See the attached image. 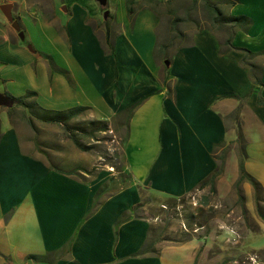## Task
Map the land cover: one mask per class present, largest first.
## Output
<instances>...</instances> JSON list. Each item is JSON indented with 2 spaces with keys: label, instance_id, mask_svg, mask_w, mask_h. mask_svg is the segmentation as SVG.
I'll list each match as a JSON object with an SVG mask.
<instances>
[{
  "label": "crops",
  "instance_id": "1",
  "mask_svg": "<svg viewBox=\"0 0 264 264\" xmlns=\"http://www.w3.org/2000/svg\"><path fill=\"white\" fill-rule=\"evenodd\" d=\"M50 1L53 15L46 19L42 0H0L17 5L12 13L25 34L29 23L44 34L60 33L66 43L64 62L58 63L29 48L0 9V92L47 109L85 106L88 115L109 122L148 97L133 112L123 144L128 183L103 190L104 179L83 181L28 153L8 112L0 111V264H200L205 239L150 245V220L131 208L143 201L142 191L180 197L214 170L213 145L235 133L225 118L239 104L226 97L231 94L249 92L238 113L244 166L264 187V104L258 103L264 85H252L244 52L222 53L220 36L209 29L195 32L168 65L155 57L160 18L153 3L169 0H107L111 22L101 29L92 24L103 14L97 0L72 1L59 17L60 0ZM221 9L252 19L247 31L234 33L232 44L255 52L252 61L261 67L264 84V0H237ZM237 175L235 169L231 183ZM242 188L253 213L252 187L243 182Z\"/></svg>",
  "mask_w": 264,
  "mask_h": 264
},
{
  "label": "rangeland",
  "instance_id": "2",
  "mask_svg": "<svg viewBox=\"0 0 264 264\" xmlns=\"http://www.w3.org/2000/svg\"><path fill=\"white\" fill-rule=\"evenodd\" d=\"M87 1L90 4L98 3L96 0ZM110 2L109 0L108 3ZM52 5L50 0L41 2L46 19L53 15ZM68 5L69 0H60L57 7L58 17L59 14L67 11ZM153 6L161 16L158 30L160 43L166 42V38H171L170 42L174 45L186 44L193 38V34L206 24V14L201 2L193 5L191 0H169L153 3ZM174 18H179L180 21L174 24ZM110 22L109 17L103 19L101 13L97 20H92V24L99 26L100 29L108 27ZM27 26L29 33H24L22 41L24 43L29 41L31 48L36 47L40 51L49 53L52 60L63 63L66 43L61 40V34L58 32V35L51 36L44 34L37 26L29 23ZM60 29L61 33H65L64 28ZM178 33H182L183 37H178L176 35ZM219 33L224 35V31ZM53 39H57L56 44ZM0 111L8 112L10 124L18 132L25 150L40 156L51 167L67 170L83 181L104 179L105 182L99 190L128 183V175L123 171L122 141L125 128L116 126L114 121L109 130L87 134L75 129L68 131L63 125L45 123L36 118H32L30 124L29 112L22 105L0 106ZM230 113L225 118L229 120V126H234L236 129ZM92 119L95 118L84 111L71 119L68 124L89 128L87 122ZM3 126L4 124L2 128ZM73 131L76 132L84 149L79 148L69 138V132L73 133ZM238 146L235 133H232L214 153L220 167L222 165V172L215 183L216 193L210 192V186L197 187L173 200L142 191L144 198L136 207L135 215L150 220L149 243L154 240L183 242L193 236L202 237L206 240L207 249L201 252L200 264H264V228L260 229L261 220L256 207L254 205L253 213L247 209V214H244L234 188L237 178L231 183L234 170L236 169L238 173L240 157ZM220 178L223 181L218 187ZM205 196H208V204L203 207L205 211L201 215L196 207ZM201 223L204 225L199 226Z\"/></svg>",
  "mask_w": 264,
  "mask_h": 264
},
{
  "label": "trees",
  "instance_id": "3",
  "mask_svg": "<svg viewBox=\"0 0 264 264\" xmlns=\"http://www.w3.org/2000/svg\"><path fill=\"white\" fill-rule=\"evenodd\" d=\"M72 1H79L81 3L87 4V0H69V4ZM237 0H191L193 5H196L201 2L202 8L205 12V19L206 24L204 26H201L197 31H200L202 29H209L213 32L217 33L220 36V46H221V52L225 53L231 49H239L244 52V56L242 58V64L247 66L249 69V75L252 80V85H261L263 86V82L260 77L261 73V67L254 63L252 61V58L255 54V52H252L246 48L242 47H235L232 44V37L234 33L237 30H243L247 31L252 24V19L246 15H228L223 12L221 9V6L225 5L227 7L232 6L236 3ZM129 4V1H128ZM131 11V9H130ZM159 16V15H158ZM161 18V16H159ZM133 16L130 14V20L132 21ZM180 21L179 18H174L173 23L177 24ZM159 30V28H158ZM196 31V32H197ZM224 31V35H220L219 32ZM178 37H183L182 33L176 34ZM106 37H107V44L111 47V42L109 38L108 30H106ZM193 37V36H192ZM171 38H166V42L160 43L159 41V31L157 33V42L155 47V57H159L162 59V61L167 60L170 62L171 56L179 49L187 46L188 44L192 43V38L190 42L186 44H179L174 45L172 42H170ZM112 54H114V50H110ZM260 53L264 54V50H262ZM165 66V64H164ZM166 73L168 75V71L166 69ZM164 85H167L166 79H164ZM168 94H171L170 89H168ZM30 96H33L34 94H29ZM13 101V105L18 104L22 105L27 111L29 112V123L32 124V118H36L42 122L45 123H55L59 125H63V127L68 129H75L77 131H83L84 133L92 134L95 131H106L109 130L112 126V122L114 121L116 126L124 127L125 128V135L122 141V145L127 140L128 134H129V121L132 117L133 112L135 109L148 97V95L142 96L139 99L135 100L125 108L121 109L119 112H117L112 118L111 121L106 120H99V119H92L89 120L87 123L89 125V128H85L79 125L76 126H70L68 123L71 119L76 117L79 113L86 111L85 106H75L68 109L63 110H56V109H47L42 107L36 100H30L27 101L23 97H13L9 96ZM225 97V96H223ZM226 97H233L239 101L238 106L230 113V116L233 118L234 124L236 126L235 129V140L239 143V159H238V177L234 183V188H236V192L238 195V203L241 205V209L244 212V214H247V208L245 206V197L243 193L242 183L248 182L253 190V200L254 205L256 207L259 219L261 222L264 223V187L260 183V181L252 175L250 172H248L244 166V160L247 157V152L245 149V137L244 133L242 131V128L240 126L239 122V109L241 107V104L246 101V99L249 97V92L243 95L238 94H231L226 95ZM258 103L264 104V97L259 96L258 97ZM12 105V106H13ZM69 131V130H68ZM76 132L73 131L69 132V138L72 139V141L79 147L84 149L82 142L79 141L78 136L75 134ZM225 141H221L218 143H215L213 145V157L216 160V167L212 172H210L203 180H201L197 187H205L210 186V192L216 193V187L215 183L217 180V177L222 172V165L220 167V163L217 161L216 156L214 153L217 151L218 147L222 145ZM124 163H125V155L123 153ZM123 163V166H124ZM59 171V170H58ZM196 187V188H197ZM98 194V193H97ZM180 197H170V199L176 200ZM208 204V196L204 197L200 202L198 203V206L196 207L199 214L203 215L204 209L203 207ZM140 203H137L135 206H133L131 209L132 211H135L136 207H138ZM123 216V215H122ZM122 217H119L115 224H117ZM204 225L203 223L199 224V226ZM254 231V230H252ZM190 239V238H189ZM71 240V239H69ZM151 245V242L148 243ZM155 252V250L153 249ZM35 258L34 256H31Z\"/></svg>",
  "mask_w": 264,
  "mask_h": 264
},
{
  "label": "water",
  "instance_id": "4",
  "mask_svg": "<svg viewBox=\"0 0 264 264\" xmlns=\"http://www.w3.org/2000/svg\"><path fill=\"white\" fill-rule=\"evenodd\" d=\"M99 4L104 7L106 5L107 0H97ZM12 6L13 4L10 2H5L0 5L1 11L4 13L8 21L11 23L12 27L18 32V35L21 40H24V32L21 30L20 24L16 18H14L13 13H12ZM64 7V6H63ZM108 17V11L105 10L103 13V18L106 19ZM29 48L31 46L29 45ZM165 64L168 65L169 62L165 60ZM14 101L7 96L6 94L0 92V106H7L10 107L12 106Z\"/></svg>",
  "mask_w": 264,
  "mask_h": 264
},
{
  "label": "flooded vegetation",
  "instance_id": "5",
  "mask_svg": "<svg viewBox=\"0 0 264 264\" xmlns=\"http://www.w3.org/2000/svg\"><path fill=\"white\" fill-rule=\"evenodd\" d=\"M14 7H16L17 5L15 4V5H13ZM13 6H12V9H13ZM102 12L104 13V11L106 10V8L105 7H102ZM15 18V17H14Z\"/></svg>",
  "mask_w": 264,
  "mask_h": 264
}]
</instances>
